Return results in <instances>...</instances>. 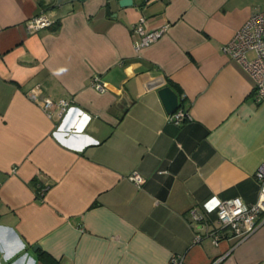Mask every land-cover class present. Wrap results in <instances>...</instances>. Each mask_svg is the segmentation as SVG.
Segmentation results:
<instances>
[{
	"label": "crops",
	"instance_id": "obj_1",
	"mask_svg": "<svg viewBox=\"0 0 264 264\" xmlns=\"http://www.w3.org/2000/svg\"><path fill=\"white\" fill-rule=\"evenodd\" d=\"M260 8L0 0V264H264V213L242 239L208 234L221 200L259 198L264 103L223 46ZM42 15L52 23L31 30ZM142 16L148 31L169 26L138 51ZM167 85L192 118L169 120Z\"/></svg>",
	"mask_w": 264,
	"mask_h": 264
},
{
	"label": "built area",
	"instance_id": "obj_2",
	"mask_svg": "<svg viewBox=\"0 0 264 264\" xmlns=\"http://www.w3.org/2000/svg\"><path fill=\"white\" fill-rule=\"evenodd\" d=\"M145 21L146 18L142 16L133 26L134 30L141 34V39L135 43V48L138 51L164 36L169 26V24H165L157 29L148 31L144 25ZM51 23L52 20L44 15L27 21L31 30H37ZM223 50L240 61L251 74L254 79V97L258 103H264V9L255 10L243 25L236 30L234 36L224 44ZM92 85L100 91L108 89V82L104 81L99 74L94 75ZM59 104L62 108V113H65L70 107V104L65 100H61ZM53 105L54 101L49 98L43 102L44 109L48 112ZM168 118L170 121L182 123L192 118V116L189 111L177 108L169 113ZM256 177L260 184L259 198L256 202L247 203L240 196L220 201L218 208L220 227L208 233L215 244H219L221 241V229L229 228L233 236H238L242 239L258 227L261 215L264 213V163L259 166ZM130 179L137 184L144 182V176L138 171L131 173ZM191 212L194 219H202L196 209ZM202 236L201 233H198L196 234V239L199 240ZM172 260L174 264L182 263V259L177 256H174Z\"/></svg>",
	"mask_w": 264,
	"mask_h": 264
},
{
	"label": "water",
	"instance_id": "obj_3",
	"mask_svg": "<svg viewBox=\"0 0 264 264\" xmlns=\"http://www.w3.org/2000/svg\"><path fill=\"white\" fill-rule=\"evenodd\" d=\"M119 4L120 6H131L134 4V0H119ZM160 94L169 112H173L179 107V94L171 86L162 87Z\"/></svg>",
	"mask_w": 264,
	"mask_h": 264
},
{
	"label": "rangeland",
	"instance_id": "obj_4",
	"mask_svg": "<svg viewBox=\"0 0 264 264\" xmlns=\"http://www.w3.org/2000/svg\"><path fill=\"white\" fill-rule=\"evenodd\" d=\"M252 55V53H250Z\"/></svg>",
	"mask_w": 264,
	"mask_h": 264
}]
</instances>
